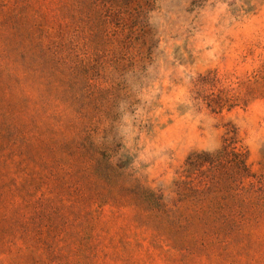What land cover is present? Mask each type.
<instances>
[{
  "label": "rangeland",
  "instance_id": "obj_1",
  "mask_svg": "<svg viewBox=\"0 0 264 264\" xmlns=\"http://www.w3.org/2000/svg\"><path fill=\"white\" fill-rule=\"evenodd\" d=\"M227 129L264 175V0H0V264H264V218L195 238L140 199Z\"/></svg>",
  "mask_w": 264,
  "mask_h": 264
},
{
  "label": "trees",
  "instance_id": "obj_2",
  "mask_svg": "<svg viewBox=\"0 0 264 264\" xmlns=\"http://www.w3.org/2000/svg\"><path fill=\"white\" fill-rule=\"evenodd\" d=\"M209 81L210 74L198 80L194 99L213 111L223 110L231 98L205 89ZM248 158L237 131L227 129L218 150L189 154L173 181L172 198L142 189L140 199L149 205L153 219L183 235L245 234L264 218V175L252 171Z\"/></svg>",
  "mask_w": 264,
  "mask_h": 264
}]
</instances>
